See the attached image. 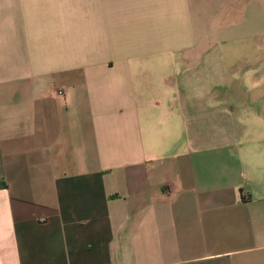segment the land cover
<instances>
[{"label": "crops", "instance_id": "0c3cea01", "mask_svg": "<svg viewBox=\"0 0 264 264\" xmlns=\"http://www.w3.org/2000/svg\"><path fill=\"white\" fill-rule=\"evenodd\" d=\"M0 264H264V0H0Z\"/></svg>", "mask_w": 264, "mask_h": 264}, {"label": "rangeland", "instance_id": "374dc122", "mask_svg": "<svg viewBox=\"0 0 264 264\" xmlns=\"http://www.w3.org/2000/svg\"><path fill=\"white\" fill-rule=\"evenodd\" d=\"M233 53V52H232ZM232 55V54H231Z\"/></svg>", "mask_w": 264, "mask_h": 264}]
</instances>
